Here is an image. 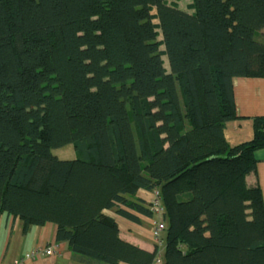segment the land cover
I'll use <instances>...</instances> for the list:
<instances>
[{
	"label": "trees",
	"instance_id": "16d2710c",
	"mask_svg": "<svg viewBox=\"0 0 264 264\" xmlns=\"http://www.w3.org/2000/svg\"><path fill=\"white\" fill-rule=\"evenodd\" d=\"M169 1L0 0V216L54 223L89 264H153L160 246L104 211L140 223L154 213L138 191L159 190L164 264H264L247 182L264 117L251 140L225 138L233 78L264 77V0ZM68 144L75 158L53 152Z\"/></svg>",
	"mask_w": 264,
	"mask_h": 264
},
{
	"label": "crops",
	"instance_id": "0c3cea01",
	"mask_svg": "<svg viewBox=\"0 0 264 264\" xmlns=\"http://www.w3.org/2000/svg\"><path fill=\"white\" fill-rule=\"evenodd\" d=\"M233 88L238 117L226 123L225 138L230 145L251 140L255 132L254 118L264 117V77H234ZM254 155L257 166L247 176V182L249 185H259L264 199V148L257 149ZM153 195V191L141 189L135 198L142 199L148 205ZM104 213L116 220L121 238L149 251L154 249L156 244H151L149 240L153 238L155 224L146 220L153 219L155 214L152 217L140 215V223H136L119 215L115 208L107 209ZM48 246L55 248L54 254L40 252L22 264H89L74 254L66 241H57L54 223L32 225L25 232L19 217L6 213L0 216V264H15L26 253Z\"/></svg>",
	"mask_w": 264,
	"mask_h": 264
},
{
	"label": "built area",
	"instance_id": "2783aa9c",
	"mask_svg": "<svg viewBox=\"0 0 264 264\" xmlns=\"http://www.w3.org/2000/svg\"><path fill=\"white\" fill-rule=\"evenodd\" d=\"M153 194L154 195L152 199L149 201L148 206L150 207V209L153 211L155 215H158L160 217V220L156 222L155 224V228L153 231V238L155 239L156 244L161 247L163 245L162 232H164L166 228V224L163 219L165 209H164V206L160 198L159 190L153 191ZM40 252L44 253L45 255H51L55 253V248L53 246H48L44 249H35L29 253H26V255H24V258L16 261L15 264H22L25 260H28V259H31L37 256ZM161 262L162 260H161V251H160L153 264H160Z\"/></svg>",
	"mask_w": 264,
	"mask_h": 264
},
{
	"label": "rangeland",
	"instance_id": "374dc122",
	"mask_svg": "<svg viewBox=\"0 0 264 264\" xmlns=\"http://www.w3.org/2000/svg\"><path fill=\"white\" fill-rule=\"evenodd\" d=\"M169 2L177 5L178 7L184 10H187V11L193 10L191 7L192 0H170ZM153 13H155V11H153ZM154 21L158 22V19H155ZM159 39H161V36L159 37ZM256 39L264 42V31H259V33L256 35ZM164 48H165L164 45L161 46V49H164ZM162 58L164 61L165 69L167 71L170 70L168 56L164 54ZM53 152L61 159H72L76 157V151H75L73 144H68L63 147L55 148L53 149ZM159 220H160V217L158 215H154L153 219L147 218L146 222L149 221L152 224H156V222H158ZM162 237H163V242H164L165 232H162ZM149 242L151 244H156V241L154 238H151ZM160 251H161V260H162L160 264H164V244L160 247Z\"/></svg>",
	"mask_w": 264,
	"mask_h": 264
}]
</instances>
